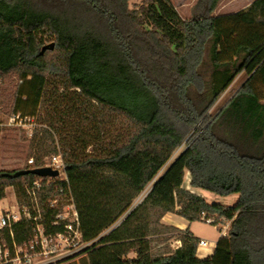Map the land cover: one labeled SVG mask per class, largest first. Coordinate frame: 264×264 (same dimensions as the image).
<instances>
[{
    "label": "trees",
    "instance_id": "16d2710c",
    "mask_svg": "<svg viewBox=\"0 0 264 264\" xmlns=\"http://www.w3.org/2000/svg\"><path fill=\"white\" fill-rule=\"evenodd\" d=\"M219 1L196 0L183 19L171 0H0V76L21 80L13 112L45 125L29 139L33 164L0 170V198L15 185L28 203L23 182L40 177L11 175L60 154L92 241L83 264H264V0L214 15ZM185 172L190 187L237 200L207 202L183 186ZM42 191L40 203L57 192ZM167 212L229 227L198 258L199 238L160 223ZM52 214L46 231L59 232ZM11 233L0 230L8 245L29 240L30 221Z\"/></svg>",
    "mask_w": 264,
    "mask_h": 264
},
{
    "label": "built area",
    "instance_id": "2783aa9c",
    "mask_svg": "<svg viewBox=\"0 0 264 264\" xmlns=\"http://www.w3.org/2000/svg\"><path fill=\"white\" fill-rule=\"evenodd\" d=\"M19 117L20 115H17V118ZM11 121L16 122V119L12 118ZM28 163L33 164V159L30 158ZM43 166L58 170V175L47 177L51 180L43 183L42 178L45 177L24 184L29 202L22 203L16 209L0 212V230L9 229L11 238L12 224L21 219L30 221L32 232L31 238L22 243H16L12 239L8 245L5 241H0V264H68L76 259V256L82 255V251L92 243L82 240L78 213L63 172L61 158L53 157L52 161L46 162ZM62 174L64 176L60 177ZM49 184H52L57 192L50 194L42 206L39 201L40 191ZM46 210L53 213L50 226L59 227L61 229L59 232L46 231ZM207 222L210 223L211 220L208 219ZM106 232L107 230L104 233ZM209 244V241L200 238L196 244V251Z\"/></svg>",
    "mask_w": 264,
    "mask_h": 264
},
{
    "label": "rangeland",
    "instance_id": "374dc122",
    "mask_svg": "<svg viewBox=\"0 0 264 264\" xmlns=\"http://www.w3.org/2000/svg\"><path fill=\"white\" fill-rule=\"evenodd\" d=\"M173 5L175 6L178 14L183 19H189L193 15V7L196 3V0H171ZM141 0H129V5L133 6L138 4ZM252 0H220L217 6L215 7V11L213 14L225 13V12H233L240 9H245L249 6ZM215 12V13H214ZM246 78V74L241 72L238 74L234 80L230 83V85L225 89V91L220 95L217 101L214 103L212 108L210 109V113L215 114L227 101L228 99L235 93V91L239 88L241 83ZM20 79L18 75L14 72L9 73L5 77L0 76V170H9L17 167H23L25 165H29L28 160L30 158L33 159L32 156H29L31 143L30 137L33 133L39 132L41 128H44L45 125L39 123L38 119L33 116L28 115H20L13 112L14 102L16 99V94L19 90ZM26 109V108H25ZM29 111V108L27 109ZM17 115H20L17 118ZM12 118L16 119V122L11 121ZM57 149H60V145L56 142ZM184 148V145H181L177 148L170 158L173 160L179 152ZM60 156V154L48 155L43 158L44 162L52 161L53 157ZM161 173V172H160ZM64 175H60L63 177ZM188 172H185L184 175V184L183 186L188 187ZM58 179V178H57ZM39 180V179H38ZM51 179L46 178L44 182L49 181ZM20 181H24L22 178ZM23 184H26L24 181ZM151 182L148 183L140 195L134 200V204L139 202L146 194V192L150 189ZM203 190V189H201ZM194 191V190H193ZM196 191V190H195ZM203 192H209L207 190H203ZM197 193V192H196ZM211 193V192H209ZM44 192L40 191V196L43 195ZM213 194V193H212ZM49 196V195H48ZM48 196H45L41 202V205H45L46 199ZM207 199V198H204ZM220 201H214L218 203L228 202L229 199L220 197ZM22 203H19V200L16 195V187L15 185H8L4 188V197L0 198V212H5L7 210L16 209ZM23 204H27L23 202ZM227 222H218L216 225H213L209 222L197 221L194 224V228L200 234L206 235L208 237H214L219 231H222V225H225ZM217 226L218 228H216ZM173 237L166 241V244L170 245L173 249L178 243L176 242V234H172ZM0 241H4L0 238ZM77 258L70 261L68 264H83L85 261V257L83 255L76 256ZM128 257V255H127Z\"/></svg>",
    "mask_w": 264,
    "mask_h": 264
},
{
    "label": "crops",
    "instance_id": "0c3cea01",
    "mask_svg": "<svg viewBox=\"0 0 264 264\" xmlns=\"http://www.w3.org/2000/svg\"><path fill=\"white\" fill-rule=\"evenodd\" d=\"M219 3V2H218ZM215 11V10H214ZM215 13V12H214ZM225 13H229V12H225ZM218 14H224V13H218ZM218 14H214V15H218ZM188 182H189V178L187 179ZM188 184V183H187ZM188 189L191 190L192 192L202 196L203 198H207L205 199L207 202H214V201H220V197H223V198H227L229 199L228 202H221V204L223 205H232L233 203H235V201L237 200V197L238 195L236 193H233V194H230L228 196H219V195H216V194H212L209 193V192H203V190L199 189V188H192L188 185ZM186 188V187H185ZM194 190V191H193ZM196 190V191H195ZM138 203V202H137ZM197 221H192V222H189L187 221L186 219H184L183 217L175 214V213H172V212H167L165 213L161 219H160V223L164 224V225H171V226H174L178 229H181V230H184L186 228L189 229V231L196 237H198L199 239L200 238H203V239H206L207 241L210 242L209 245H207L206 247H203V248H200L199 250L196 251V257L198 258H205L209 255L212 254L213 252V249L215 247V242L217 240V238L221 235V234H225L228 227H229V222H227L225 225H222V231H219L216 236L214 237H208L206 235H203V234H200L199 232H197V230L194 228V224L196 223ZM216 228H218L217 226H215ZM176 242L178 243L179 245V241L176 239ZM177 245V246H178ZM135 257V253L134 252H130L128 254V258L132 259Z\"/></svg>",
    "mask_w": 264,
    "mask_h": 264
},
{
    "label": "water",
    "instance_id": "95a60500",
    "mask_svg": "<svg viewBox=\"0 0 264 264\" xmlns=\"http://www.w3.org/2000/svg\"><path fill=\"white\" fill-rule=\"evenodd\" d=\"M28 173H32L39 177H55L58 175V170L52 169L48 166H41V167H34L29 169H20L14 172L11 176L17 177Z\"/></svg>",
    "mask_w": 264,
    "mask_h": 264
}]
</instances>
